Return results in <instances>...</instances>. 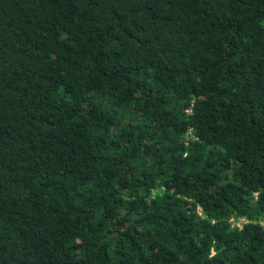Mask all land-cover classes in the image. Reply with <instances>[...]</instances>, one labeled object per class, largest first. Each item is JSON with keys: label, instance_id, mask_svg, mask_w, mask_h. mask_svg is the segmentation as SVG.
<instances>
[{"label": "trees", "instance_id": "obj_1", "mask_svg": "<svg viewBox=\"0 0 264 264\" xmlns=\"http://www.w3.org/2000/svg\"><path fill=\"white\" fill-rule=\"evenodd\" d=\"M0 264H264V0H0Z\"/></svg>", "mask_w": 264, "mask_h": 264}, {"label": "built area", "instance_id": "obj_2", "mask_svg": "<svg viewBox=\"0 0 264 264\" xmlns=\"http://www.w3.org/2000/svg\"><path fill=\"white\" fill-rule=\"evenodd\" d=\"M232 223H233L235 226L241 228L245 223H247V221L244 220V219H240L239 221H234V220H232Z\"/></svg>", "mask_w": 264, "mask_h": 264}]
</instances>
